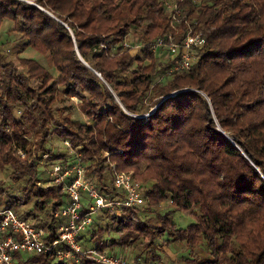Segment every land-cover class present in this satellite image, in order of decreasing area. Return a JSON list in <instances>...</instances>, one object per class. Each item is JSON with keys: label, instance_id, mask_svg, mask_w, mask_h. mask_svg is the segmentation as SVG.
<instances>
[{"label": "trees", "instance_id": "obj_1", "mask_svg": "<svg viewBox=\"0 0 264 264\" xmlns=\"http://www.w3.org/2000/svg\"><path fill=\"white\" fill-rule=\"evenodd\" d=\"M165 1L0 0V21L18 34L7 51L31 46L57 70L44 85L45 68L19 56L25 74L0 44V167L19 186L1 207L53 232L62 219L52 211L66 193L44 185L46 171L72 153L64 145L52 152L46 141L66 138L101 195L118 194L113 165L149 181L151 204L169 199L193 216L178 228L167 215L148 224L142 208H105L102 225L93 220L78 237L85 247H129L135 264H150L155 238L167 232L189 246L205 241L211 257L194 264H264V0H171L173 19ZM188 30L204 45L189 68L168 72L176 57L159 61L151 43L169 34L180 41ZM129 31L135 51L124 44ZM58 91L74 96L91 123L55 115ZM11 264L68 263L32 253Z\"/></svg>", "mask_w": 264, "mask_h": 264}, {"label": "built area", "instance_id": "obj_2", "mask_svg": "<svg viewBox=\"0 0 264 264\" xmlns=\"http://www.w3.org/2000/svg\"><path fill=\"white\" fill-rule=\"evenodd\" d=\"M168 7L173 11V19L177 14L176 5L171 3ZM185 33L180 41L169 34L166 39L159 37L151 43L152 50L162 47L176 57L168 72L189 68L196 57V49L204 45L205 38L201 33L189 30ZM124 44L127 45L126 42ZM61 141L72 153V159L49 165L44 185L61 186L66 193V203L52 211L53 216L62 220L52 232L47 227L40 226L34 218H23L11 208L1 207L0 264H11L17 254L25 252L48 254L57 261L68 264H79L81 259L95 264H135L114 252L99 250L93 246L85 247L78 237L90 227L92 214L99 210L141 209L145 203L144 184L133 178L129 171L117 170L111 165V184L118 194L112 197L101 195L89 177L90 170L81 163L79 151L72 148L66 138H61ZM16 153L19 157L24 156V151L20 148H17ZM37 155L44 160L47 153L42 154L37 150ZM150 264L163 263L153 260Z\"/></svg>", "mask_w": 264, "mask_h": 264}, {"label": "rangeland", "instance_id": "obj_3", "mask_svg": "<svg viewBox=\"0 0 264 264\" xmlns=\"http://www.w3.org/2000/svg\"><path fill=\"white\" fill-rule=\"evenodd\" d=\"M168 4H171V0H166ZM18 34L15 30H13V24L11 21H9L6 18H3L0 21V44L2 43L4 45L5 53L8 55V57L12 60V62L16 65L17 68H19L21 71H23L25 74L27 73V68L20 65L17 61V58L20 57H30L34 59L40 66L45 68L47 72L45 73V79L43 80L44 85H47L49 83H53L52 79L56 78L57 70L51 65L47 57L43 53H39L31 46L25 47L24 50H22L20 53L14 54L12 51H7V47H9L15 40H17ZM135 40L136 37L132 33V31H129L127 36L125 37V42L129 46L130 50L135 51ZM152 41V40H151ZM154 55L159 61H164L169 55L167 49H164L162 47H156ZM40 79L37 77H31L30 83H32L34 86L39 85ZM58 87H61L60 85ZM57 100L53 103V109L55 112V115H66L69 118H73L77 121L84 122L86 125L90 124L91 121L88 118H85L82 111L79 110L77 100L76 98H68L65 96H62L61 93L58 91ZM47 147L50 148L52 152H57L61 148H64L63 142L61 141V138H53L50 137L46 141ZM17 155V153H16ZM37 155V151H36ZM18 156V155H17ZM19 157V156H18ZM26 156L19 157V158H25ZM142 184H144L145 187L149 186V181L141 180ZM0 185L3 186L6 190V192L3 193V195H0V207L2 205V200L6 197L8 193H15V191H19V186L16 187V184L12 183L9 179V173L8 169L4 167H0ZM149 206V208H148ZM23 208H26L23 206ZM22 208V209H23ZM140 216L144 221H146L148 224H156L157 222V216H165L167 215L171 222L175 225V227H184L187 224L193 222V216L185 210L177 209L174 207V205L171 203L169 199H164V201H158L155 204H151V201L145 200L144 205L142 206ZM98 212H95L92 214V222L95 220V223L99 226L102 225L101 217L98 216ZM94 223V224H95ZM107 237H114L115 233L111 231L106 235ZM105 237V235H104ZM155 243L157 244L156 253L157 257L156 260L161 261L163 264H193L197 261L203 260V259H209L211 256L209 255V248L205 241L202 239H199L197 243H195L193 246H189L185 241H174L170 238V234L165 232L163 235L158 236L155 238ZM105 251L114 252L118 255H122L125 258H128L132 260V249L129 247H115V246H108ZM30 256L29 253H22L23 258H27ZM194 259V261H190ZM53 261H57V259L53 258ZM190 261V262H189Z\"/></svg>", "mask_w": 264, "mask_h": 264}, {"label": "water", "instance_id": "obj_4", "mask_svg": "<svg viewBox=\"0 0 264 264\" xmlns=\"http://www.w3.org/2000/svg\"><path fill=\"white\" fill-rule=\"evenodd\" d=\"M97 74H98V73H97ZM173 93H174V92H173ZM173 93H172V94H173ZM172 94H171V95H172ZM151 109H153V107H152Z\"/></svg>", "mask_w": 264, "mask_h": 264}]
</instances>
